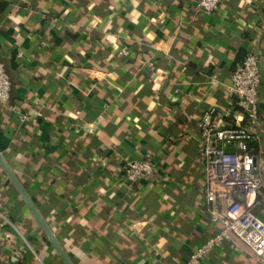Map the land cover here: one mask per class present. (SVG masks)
<instances>
[{
    "label": "crops",
    "instance_id": "crops-1",
    "mask_svg": "<svg viewBox=\"0 0 264 264\" xmlns=\"http://www.w3.org/2000/svg\"><path fill=\"white\" fill-rule=\"evenodd\" d=\"M250 49L264 173V0L210 14L194 0H0V154L72 264H186L219 228L196 121L233 113L231 74ZM147 154L154 176L123 181ZM253 210L264 220V201ZM0 222V264H65L1 165ZM192 264L262 263L223 242Z\"/></svg>",
    "mask_w": 264,
    "mask_h": 264
},
{
    "label": "built area",
    "instance_id": "built-area-1",
    "mask_svg": "<svg viewBox=\"0 0 264 264\" xmlns=\"http://www.w3.org/2000/svg\"><path fill=\"white\" fill-rule=\"evenodd\" d=\"M219 4L220 0H194L196 9L205 14L215 11ZM259 62L258 52L250 49L234 68L228 87L233 113L211 107L196 121L205 211L210 222L219 228L191 252L186 264L202 259L223 242L232 248L245 247L255 260L264 264V220L253 210L255 203L264 201V173L258 160L261 158L257 131ZM10 85V77L0 60V105L7 102ZM218 115L225 119L218 121ZM156 172L149 154L126 161L121 167L122 180L129 184ZM2 228L0 222V235Z\"/></svg>",
    "mask_w": 264,
    "mask_h": 264
},
{
    "label": "water",
    "instance_id": "water-1",
    "mask_svg": "<svg viewBox=\"0 0 264 264\" xmlns=\"http://www.w3.org/2000/svg\"><path fill=\"white\" fill-rule=\"evenodd\" d=\"M0 165L4 169L5 173L7 174V176L9 177V179L11 180V182L13 183V185L15 186V188L17 189L19 194L21 195L22 199L24 200V202L26 203V205L28 206V208L30 209V211L32 212V214L34 215L36 220L38 221V223L41 226V228L43 229L45 235L47 236V238L49 239L51 244L54 246V248L58 252L59 256L62 258L64 263L65 264H72V262L69 260L68 256L66 255V253L62 249L60 243L58 242V240L56 239V237L54 236V234L52 233V231L48 227V225L45 222V220L43 219V217L38 212V210L35 207V205L33 204L32 200L29 198L26 191L24 190V188L22 187V185L18 181L17 177L15 176V174L13 173L11 168L8 166V164L6 163L5 159L3 158V156L1 154H0Z\"/></svg>",
    "mask_w": 264,
    "mask_h": 264
}]
</instances>
